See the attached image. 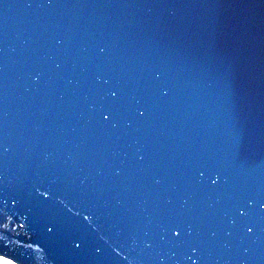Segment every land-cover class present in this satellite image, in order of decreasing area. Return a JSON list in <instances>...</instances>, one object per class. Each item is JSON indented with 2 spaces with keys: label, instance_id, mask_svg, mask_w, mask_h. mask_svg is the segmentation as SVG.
Wrapping results in <instances>:
<instances>
[{
  "label": "water",
  "instance_id": "obj_1",
  "mask_svg": "<svg viewBox=\"0 0 264 264\" xmlns=\"http://www.w3.org/2000/svg\"><path fill=\"white\" fill-rule=\"evenodd\" d=\"M0 258L264 264V0H0Z\"/></svg>",
  "mask_w": 264,
  "mask_h": 264
},
{
  "label": "rangeland",
  "instance_id": "obj_2",
  "mask_svg": "<svg viewBox=\"0 0 264 264\" xmlns=\"http://www.w3.org/2000/svg\"><path fill=\"white\" fill-rule=\"evenodd\" d=\"M0 264H8L4 260L0 259Z\"/></svg>",
  "mask_w": 264,
  "mask_h": 264
}]
</instances>
